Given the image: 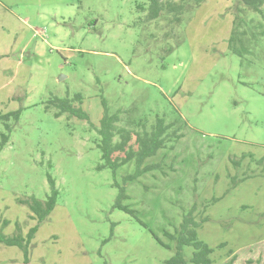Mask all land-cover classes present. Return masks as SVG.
<instances>
[{
    "label": "rangeland",
    "instance_id": "1",
    "mask_svg": "<svg viewBox=\"0 0 264 264\" xmlns=\"http://www.w3.org/2000/svg\"><path fill=\"white\" fill-rule=\"evenodd\" d=\"M146 2L0 0V115L20 112L0 120V236L23 246L0 242V264H166L193 208L213 264H264V17L240 15L232 42L236 0L179 25L148 21ZM76 95L89 121L47 109ZM102 99L121 126L160 117L183 137L152 171H99ZM49 174L58 197L39 224L20 201H46Z\"/></svg>",
    "mask_w": 264,
    "mask_h": 264
},
{
    "label": "trees",
    "instance_id": "2",
    "mask_svg": "<svg viewBox=\"0 0 264 264\" xmlns=\"http://www.w3.org/2000/svg\"><path fill=\"white\" fill-rule=\"evenodd\" d=\"M144 4H139L137 10L141 13H146L147 20L150 22L165 20L170 24H181L183 15L185 12L198 8L202 3L207 0H146ZM239 6L236 7V18L234 21V31L232 42L238 38V35L244 37V33H239V28L242 25V19H245V15L248 11L260 14L264 17V0H236ZM248 25V24H246ZM242 34V35H241ZM83 97L76 95L74 98L66 97L64 99L54 98L48 102L47 109L54 108L56 110L55 117L60 118L63 115L69 117H75L81 120H88V114L82 109ZM79 104L80 107H77ZM104 107V116L100 121V126L96 127L99 139L97 146L102 153V164L97 168L99 171L106 168L113 170L127 164L128 162L135 160L137 165V174L152 171L157 168V165L144 167V163L147 159L155 156L159 150L165 148L169 142L177 141L183 137L180 133L181 128L174 130L176 123H166L163 118L157 117L156 122L149 126L146 120H140L139 122L127 123V127L121 126V117L119 113L111 114L109 107L105 99H102ZM20 112H12L6 115H0V120L8 121L11 118L18 120ZM130 126V127H129ZM9 129V126H7ZM3 143L9 142L7 135H2ZM135 139V147L131 142ZM3 144V145H4ZM115 154H122L114 158ZM49 184L51 187V195L46 201H40L36 198L28 200H21L20 202L27 205L33 213L32 219H37L38 223H43L51 212L54 210L57 202L58 191L56 189L55 180L49 174ZM130 177V179H135ZM121 199L126 198L124 190L120 192ZM118 207L122 208L120 204ZM196 208H193L187 215L184 216L183 222L179 229H176L175 235H170L171 239L176 241V253L175 256L169 260L166 264H213L211 259L214 249L208 244L201 241L198 236V230L201 227V222L196 220L194 213ZM205 221V220H204ZM37 228H32L28 234V243L33 239ZM169 235V234H167ZM0 242L7 245H19L23 247L19 238H10L0 236ZM190 247L193 249L191 259L187 261L184 254V249ZM234 262V260H233Z\"/></svg>",
    "mask_w": 264,
    "mask_h": 264
}]
</instances>
